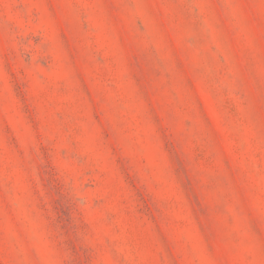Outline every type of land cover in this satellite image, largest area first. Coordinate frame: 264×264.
Returning a JSON list of instances; mask_svg holds the SVG:
<instances>
[{
    "label": "rangeland",
    "instance_id": "1",
    "mask_svg": "<svg viewBox=\"0 0 264 264\" xmlns=\"http://www.w3.org/2000/svg\"><path fill=\"white\" fill-rule=\"evenodd\" d=\"M0 264H264V0H0Z\"/></svg>",
    "mask_w": 264,
    "mask_h": 264
}]
</instances>
